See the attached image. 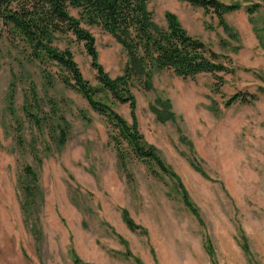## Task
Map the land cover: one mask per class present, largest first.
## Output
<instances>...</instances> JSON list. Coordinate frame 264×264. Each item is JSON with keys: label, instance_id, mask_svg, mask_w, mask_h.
I'll list each match as a JSON object with an SVG mask.
<instances>
[{"label": "rangeland", "instance_id": "rangeland-1", "mask_svg": "<svg viewBox=\"0 0 264 264\" xmlns=\"http://www.w3.org/2000/svg\"><path fill=\"white\" fill-rule=\"evenodd\" d=\"M218 1L239 4L224 15L229 30L182 0H149L146 8L159 26L165 25V11L173 13L189 35L218 54L227 72L214 79L208 73L182 78L160 70L152 73L150 89L130 87L137 130L177 174L204 227L155 167L152 173L130 160V177L124 176L103 118L59 81L54 66L46 83L35 62L0 38V264H77L74 258L136 264L134 257L143 264H210L201 246L203 233L218 264H264V0ZM255 3L256 11L248 14L245 6ZM84 27L103 71L109 78L121 74L126 63L121 46L99 27ZM54 44L69 49L94 98L131 123L127 104L97 82L82 41L63 34ZM236 92L254 93L256 99L225 106ZM157 96L169 99L172 121L155 120L149 104ZM61 118L67 123L62 144L56 139ZM192 154L207 177L190 167ZM23 164L38 175L39 240L23 226L17 187ZM122 209L143 231L126 227Z\"/></svg>", "mask_w": 264, "mask_h": 264}, {"label": "trees", "instance_id": "trees-1", "mask_svg": "<svg viewBox=\"0 0 264 264\" xmlns=\"http://www.w3.org/2000/svg\"><path fill=\"white\" fill-rule=\"evenodd\" d=\"M148 1L0 0V38L8 48L20 52L25 60L35 62L46 83L52 80L49 68L54 66L53 73L57 75L59 81L79 94L90 109L103 118L107 141L111 143L117 166L124 176L130 177L127 169L130 160L145 164L152 173L155 167L159 173L170 179L182 206L194 217L198 225L204 227L197 207L191 201L177 174L165 164L157 149L143 140V136L137 130L135 102L130 87L138 84L144 89H150L154 71L168 70L182 78H193L198 74L208 73L215 79L218 78L215 76L216 73L228 70L219 60L218 54L197 37L189 35L173 13L165 11L163 16L165 25H157L152 20L151 12L146 8ZM182 1L214 15L224 30H229L224 15L239 7L236 2L223 3L218 0ZM257 7L256 3L247 5L245 11L252 14ZM70 10H75L76 15L71 14ZM84 25L99 27L121 46L126 57L121 74L109 78L103 71L97 62L93 36ZM63 34H70L76 40L82 41L97 82L114 100L127 104L131 123H127L108 104L94 98V89L82 77L69 49H59L54 44L57 37ZM214 83V91H217L221 80ZM255 99L254 93L243 95L236 92L224 101V105L228 106L235 101L251 102ZM149 109L158 122L172 121L174 118L167 98L155 97L149 104ZM66 128L67 123L61 118L56 137L61 144L65 141ZM180 139L192 151L191 143ZM187 160L190 167L201 176L207 177L193 154L188 156ZM17 187L21 196L23 226L34 239L39 240L41 230L35 220L37 218L35 198L39 194L37 171L30 165L23 164L17 179ZM121 218L129 230L143 231L124 209L121 210ZM240 238V247L248 256L245 239L241 236ZM201 246L209 263L218 264L206 233L201 236ZM133 259L136 264H143L138 258ZM74 261L80 263L76 258Z\"/></svg>", "mask_w": 264, "mask_h": 264}]
</instances>
